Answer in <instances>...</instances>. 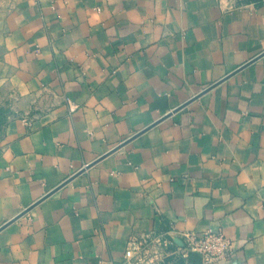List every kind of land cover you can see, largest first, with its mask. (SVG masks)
Masks as SVG:
<instances>
[{"label":"crops","instance_id":"0c3cea01","mask_svg":"<svg viewBox=\"0 0 264 264\" xmlns=\"http://www.w3.org/2000/svg\"><path fill=\"white\" fill-rule=\"evenodd\" d=\"M208 229L264 264V0H0V264Z\"/></svg>","mask_w":264,"mask_h":264},{"label":"built area","instance_id":"2783aa9c","mask_svg":"<svg viewBox=\"0 0 264 264\" xmlns=\"http://www.w3.org/2000/svg\"><path fill=\"white\" fill-rule=\"evenodd\" d=\"M172 246L184 258L193 256L200 264H220L232 250L231 239L220 229L202 232L182 230L173 233L168 230H150L130 234L123 257L116 264H160ZM98 264L104 262L100 261Z\"/></svg>","mask_w":264,"mask_h":264},{"label":"water","instance_id":"95a60500","mask_svg":"<svg viewBox=\"0 0 264 264\" xmlns=\"http://www.w3.org/2000/svg\"><path fill=\"white\" fill-rule=\"evenodd\" d=\"M214 85V84H213ZM212 85V86H213ZM212 86H208L205 90H207V89H209L210 87H212ZM142 131V130H141ZM140 131V132H141ZM139 133V132H138ZM29 209V207L28 208H25V209H23L19 214H17V216H15V217H18V216H20V215H22L24 212H26L27 210Z\"/></svg>","mask_w":264,"mask_h":264}]
</instances>
